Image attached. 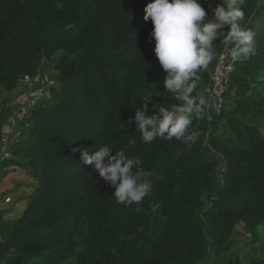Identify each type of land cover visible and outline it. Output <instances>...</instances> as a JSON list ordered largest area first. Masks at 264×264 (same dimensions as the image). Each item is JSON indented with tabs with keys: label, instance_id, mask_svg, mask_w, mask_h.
Here are the masks:
<instances>
[{
	"label": "trees",
	"instance_id": "obj_1",
	"mask_svg": "<svg viewBox=\"0 0 264 264\" xmlns=\"http://www.w3.org/2000/svg\"><path fill=\"white\" fill-rule=\"evenodd\" d=\"M214 1L199 0L210 16ZM149 2L0 0V88L14 91L55 57L58 83L0 157V181L18 165L35 181L19 217L0 211V264H264L245 263L234 237L243 225L244 246L264 242V0L242 6L257 54L236 61L217 131L206 112L194 117L200 135L191 147L144 143L128 123L146 91L154 95L147 115L177 103L143 19ZM210 68L199 72L193 98L203 96ZM10 115L0 98V154ZM105 145L152 173L139 205L117 203L115 188L73 152Z\"/></svg>",
	"mask_w": 264,
	"mask_h": 264
},
{
	"label": "clouds",
	"instance_id": "obj_2",
	"mask_svg": "<svg viewBox=\"0 0 264 264\" xmlns=\"http://www.w3.org/2000/svg\"><path fill=\"white\" fill-rule=\"evenodd\" d=\"M245 2L222 0L215 7L209 4L211 16L199 0H150L146 4L143 19L153 24L154 52L166 74L163 84L177 103L158 106V114L147 115L154 95L152 91L144 93L142 106L128 121L129 125L136 124L144 143L157 138L175 139L188 147L196 143L200 133L192 129L194 117L202 118L206 109L217 107L204 96L192 95L200 81L199 72L207 70L215 58L216 43L225 49L231 47L233 61H247L257 54L256 31L241 26ZM135 143L134 138L129 140L130 146ZM77 151L84 164L92 165L99 177L115 188L112 195L117 203L139 205L151 194L152 173L138 167L142 164L139 157H130L125 150L113 155L107 145L93 154L88 148H73V152Z\"/></svg>",
	"mask_w": 264,
	"mask_h": 264
},
{
	"label": "rangeland",
	"instance_id": "obj_3",
	"mask_svg": "<svg viewBox=\"0 0 264 264\" xmlns=\"http://www.w3.org/2000/svg\"><path fill=\"white\" fill-rule=\"evenodd\" d=\"M218 3H222V0H215L213 5L216 6ZM56 58L45 60L38 75L24 78L19 82L18 87L14 91L9 92L0 88V98H5L9 101L11 107V122L14 124L13 128L7 127L6 129L9 131V134L6 137L4 150L13 141L15 135L17 136L19 134L20 129L28 123L29 110L40 104L42 98H48L52 87L58 86L56 73L52 67ZM217 124L219 126L220 122ZM207 151L213 155L209 148H207ZM2 177L0 181V196L11 194L13 198L12 203L2 205L6 216L4 218L13 220L21 215L23 207L26 206V199L32 192L35 181L28 176L24 167L21 165L8 169L2 174ZM234 237L238 242L236 249L240 250L245 263H248L253 257H264L263 241H256L244 246L246 242L251 241V237L244 232L243 225L237 226Z\"/></svg>",
	"mask_w": 264,
	"mask_h": 264
},
{
	"label": "built area",
	"instance_id": "obj_4",
	"mask_svg": "<svg viewBox=\"0 0 264 264\" xmlns=\"http://www.w3.org/2000/svg\"><path fill=\"white\" fill-rule=\"evenodd\" d=\"M236 67V61L231 58V47L225 49L222 47L219 52L214 65L209 70V81L204 87L203 96L212 100L216 104V108L206 109V113L209 116L210 122L212 116L216 117L224 109L225 106V94L228 88L229 79ZM13 202L11 194H4L0 196V211L5 212L2 209V205H8Z\"/></svg>",
	"mask_w": 264,
	"mask_h": 264
},
{
	"label": "crops",
	"instance_id": "obj_5",
	"mask_svg": "<svg viewBox=\"0 0 264 264\" xmlns=\"http://www.w3.org/2000/svg\"><path fill=\"white\" fill-rule=\"evenodd\" d=\"M228 29L226 28L225 29V31H227ZM222 45H220L218 42L216 43V46H215V58H214V60L209 64V67H212L213 65H214V63H215V60H216V58H217V56H218V54H219V52L221 51V49H222ZM212 121L210 122V124H211V129H212V131H217V126H218V120L214 117V116H212V119H211ZM12 125V126H11ZM213 125H214V127H213ZM7 127H10V128H13L14 127V124L11 122V116H10V121H9V123L7 124V125H5L4 126V133H5V141H4V144H3V148H2V151H1V157H4V156H10V154H11V151L8 149V147L11 145V144H13V142L17 139V136L15 135V137L13 138V141L10 143V145L4 150V147H5V145H6V137L8 136V134H9V131H7L6 129H7ZM18 135V134H17ZM10 168H14V167H10ZM9 168V169H10ZM25 207V206H24ZM24 207H23V209H24ZM22 214V213H21ZM6 217V216H5Z\"/></svg>",
	"mask_w": 264,
	"mask_h": 264
}]
</instances>
